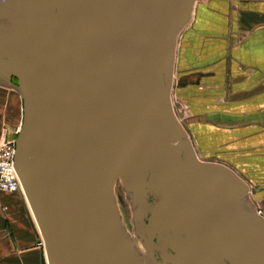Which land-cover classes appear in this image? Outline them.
Listing matches in <instances>:
<instances>
[{
  "label": "crops",
  "instance_id": "0c3cea01",
  "mask_svg": "<svg viewBox=\"0 0 264 264\" xmlns=\"http://www.w3.org/2000/svg\"><path fill=\"white\" fill-rule=\"evenodd\" d=\"M188 22L176 57V113L196 157L162 156L153 192H180L172 203L183 213L170 212L166 255L237 264L249 244L241 225L264 222V0H200ZM5 120L0 141L10 132ZM239 183L255 192L240 193ZM0 264H48L20 193L0 194Z\"/></svg>",
  "mask_w": 264,
  "mask_h": 264
},
{
  "label": "rangeland",
  "instance_id": "374dc122",
  "mask_svg": "<svg viewBox=\"0 0 264 264\" xmlns=\"http://www.w3.org/2000/svg\"><path fill=\"white\" fill-rule=\"evenodd\" d=\"M129 4L128 9L120 11L122 13L118 11L111 15V10L105 11L101 25L93 27L82 16L85 10L80 0H0V115L7 118L5 125L10 129L7 139L16 144L20 153L25 188L20 196L28 205L37 228L30 154L25 143L26 117L33 110V103L26 100L28 76L39 77L48 106L42 127L34 138L37 159L48 154L46 147L56 72L67 99L60 127L83 108L84 116H88L90 122L84 141L93 138L98 125L112 115L120 88L135 70L136 65L130 72L134 60L139 61L152 29L165 15L168 5L165 4L162 10L157 0H130ZM19 23L24 44V80L20 79L16 60ZM184 27L175 28L162 71L171 113L184 137L171 142L153 100L151 110L122 156L113 184L108 226L123 264H181L185 260L182 256L172 258L166 255L171 247L168 239L170 212L177 215L183 212L181 204L175 206L172 203L179 198L180 192L176 189L169 195V187L160 195L153 192L162 182L153 177L157 174L154 169L162 163V156L184 151L196 157L182 128V120L176 113V57ZM170 144L173 149H170ZM196 160L198 164L206 165V162ZM248 190L249 194L255 192L254 188ZM258 210L256 214L262 216ZM94 264L100 263L94 260ZM197 264H216V258L198 260Z\"/></svg>",
  "mask_w": 264,
  "mask_h": 264
},
{
  "label": "water",
  "instance_id": "95a60500",
  "mask_svg": "<svg viewBox=\"0 0 264 264\" xmlns=\"http://www.w3.org/2000/svg\"><path fill=\"white\" fill-rule=\"evenodd\" d=\"M196 1L200 0H173L168 13L151 32L134 75L96 140L78 186L74 214L68 225L66 184L77 165L89 117L84 116L82 108L60 127L67 99L56 72L46 147L48 154L37 159L34 138L42 127L47 106L39 77L28 76L26 100L30 103L33 91V110L26 117L25 143L33 177V205L49 264H94V260L100 264H123L108 226L113 184L122 156L133 134L151 110L153 100L171 142L184 137L172 116L162 82V71L174 30L188 22ZM16 60L20 79L24 80V44L20 23ZM169 147L173 149L171 144ZM19 157L17 149L18 169L23 183ZM236 188L242 194L248 193L244 184L239 183ZM241 229L248 237L249 244L235 254L236 263L264 264V222L250 219L241 225Z\"/></svg>",
  "mask_w": 264,
  "mask_h": 264
},
{
  "label": "bare ground",
  "instance_id": "6f19581e",
  "mask_svg": "<svg viewBox=\"0 0 264 264\" xmlns=\"http://www.w3.org/2000/svg\"><path fill=\"white\" fill-rule=\"evenodd\" d=\"M127 2H128L127 0H80V4L84 5V7L82 6L83 8L82 7L81 8L85 10L84 11V15H82V14L81 15L83 16V18H84V16L86 17L85 18V22L87 24H89V26H93V27L100 26L101 22L103 21L104 16L106 15L104 13L105 11L111 10V15H115L118 11L119 12L121 10L124 11V10L128 9L129 6H131L129 4L130 0H129L128 3ZM172 2H173V0H157V5L163 10L165 8V4H168L167 5V9L165 11L166 12L165 14H167L169 9H170V7H171V5H172ZM131 4H133V3H131ZM120 13H122V12H120ZM121 19H123V18H121ZM115 22H117V21H115ZM149 37H150V35H149ZM149 37H148V40H149ZM148 40H147V42H148ZM147 42H146V44H147ZM140 59H141V57H140ZM140 59H138V60L140 61ZM139 61H135L134 60V63L132 65L131 69H130V72L134 68L135 65H136V67H135V70H136V68H137V66L139 64ZM135 70L132 72L130 78L126 79L127 81H125L124 84L122 85V87L120 88V90L118 92V100L115 103L114 107L112 108L113 112L117 108V106H118V104L120 102V99H121V97H122V95H123V93H124V91L126 89V86H127L128 82L130 81V79L132 78V76L134 75ZM41 86H42V84H41ZM42 90H43V88H42ZM45 98H46V95H45ZM30 102L33 103V93H31ZM46 106H47V102H46ZM47 108H48V106H47ZM47 112H48V109H47ZM111 114H113V113H111ZM109 117H111V115ZM109 117H107L105 120H103L98 125V127H97L98 131H97V133L95 134V136L93 138H91L87 142H85V141L83 142L82 149H81V152H80V155H79V158H78L77 165H76L75 169L72 171V173L69 176V179L67 181V184H66V223H67V225L71 221V219L73 217V214H74V209H75V204H76V197H77V192H78V186H79L82 174L84 172V169L86 167L87 161H88V159L90 157V154H91V152H92V150L94 148L96 140H97L100 132L104 128L106 122L108 121ZM89 130H90V122L88 123V129H87V132L85 134V139H86V137L88 135V131Z\"/></svg>",
  "mask_w": 264,
  "mask_h": 264
},
{
  "label": "built area",
  "instance_id": "2783aa9c",
  "mask_svg": "<svg viewBox=\"0 0 264 264\" xmlns=\"http://www.w3.org/2000/svg\"><path fill=\"white\" fill-rule=\"evenodd\" d=\"M24 193L18 169L16 144L7 139L0 141V194ZM262 214L261 210H258Z\"/></svg>",
  "mask_w": 264,
  "mask_h": 264
}]
</instances>
